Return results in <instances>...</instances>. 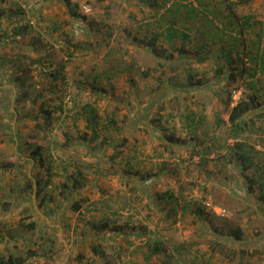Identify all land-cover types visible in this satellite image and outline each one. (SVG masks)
Masks as SVG:
<instances>
[{"label": "rangeland", "instance_id": "1", "mask_svg": "<svg viewBox=\"0 0 264 264\" xmlns=\"http://www.w3.org/2000/svg\"><path fill=\"white\" fill-rule=\"evenodd\" d=\"M154 1L71 0L79 12L73 28L65 0H0V264H264L257 39L243 36L242 62L229 65L221 47L230 40L214 43L175 23L189 37L170 42L154 22ZM229 1L236 16L264 17V0ZM176 2L200 7L199 0H167L160 13L168 17ZM54 26L75 30L91 47L68 62L62 28ZM45 51L51 66L44 70L35 60ZM62 63L56 91L45 95L49 125L33 97ZM223 72L214 90L197 87ZM228 82L234 101L254 92L261 101L256 122L238 138L228 123L216 124L228 121L220 99ZM93 114L99 117L89 121ZM244 139L251 160L236 153L235 141ZM33 220L36 228L25 232L21 225Z\"/></svg>", "mask_w": 264, "mask_h": 264}, {"label": "trees", "instance_id": "2", "mask_svg": "<svg viewBox=\"0 0 264 264\" xmlns=\"http://www.w3.org/2000/svg\"><path fill=\"white\" fill-rule=\"evenodd\" d=\"M167 0H155L154 3H152V5L155 6L154 12H153V16L155 17V24L159 25V27L162 30H165V33H163L167 39L171 42L179 37H189L188 33H186L187 31H180L175 27V23H180L182 25H184L186 28H188L189 30H198L201 31L203 35V37H208L210 40H212V42L216 43H222V42H226L227 40H230L231 44L230 47H221V49L224 51V57L227 58V63L229 65H231V63L233 61L236 60V62H242V59L240 58V52L241 51H237L240 48V46L245 45V40L243 37V29L246 26L250 25L249 21H245V20H240L239 16H236V13L234 12V10L232 9L233 7V2L229 1V0H219V4L216 5V9L215 7L211 6L212 1L214 0H199V5L200 7H189L188 5H184L182 3H178L176 2L174 5L175 7H169L168 11L170 12V14L168 15V17L165 16V14L163 15V13H160V10L163 8V6H165ZM242 1V0H240ZM65 4H66V8L69 10V20L71 23H73V28H74V24H75V19L77 16H79V12L77 10L73 11L70 8L71 5V0H65ZM221 6V7H220ZM205 10V13H204ZM81 17H85L84 15H81ZM221 24V25H219ZM25 27L23 28H26ZM31 27V24H30ZM61 29L60 32V36L63 38V48L62 50H64L66 56H67V61L70 62L71 59H73L75 56H77V54H79V52L81 51H85L88 50V48L91 47V41L88 39H78L77 36L75 35V30L71 31L69 29H63V27L60 26H54L53 30H58ZM238 34H240L241 36L239 37L238 35H234V32H237ZM154 36H151V39H153ZM154 39H156L154 37ZM208 39V40H209ZM207 40V39H206ZM260 40V39H259ZM207 42H203L201 45V49H205L207 47L206 45ZM256 45V44H255ZM257 47V46H256ZM34 49L32 50H39V47H36L34 45L33 47ZM259 49V47H257V50ZM233 50L237 51V54L235 55L234 59L232 56ZM263 52L261 54L256 53L254 56H252L251 58L257 62V64H261V62L264 60V49H261ZM261 50L259 52H261ZM179 51H181L182 53H188V51H185L183 49H180ZM49 53L45 52H41L40 55L36 58L35 60V64H37V66H42V68L45 70L46 68H49L51 66V59H49L48 57ZM188 55V54H187ZM169 56V55H168ZM168 56L164 55L165 58V62L168 63L167 58ZM198 59L199 61L206 59V56H201L198 55ZM259 59H261L259 61ZM66 61V62H67ZM171 60L169 62V64H171ZM66 65V64H65ZM64 63L61 64V66L58 69H54V70H50L47 74H50L52 76V80L50 83L49 88L43 92V93H39L38 95H36L35 97H33V103L40 101L42 103L41 105V109L39 111V114L41 116H45V120L47 119L48 122L53 118V109H50L48 106H45L46 103V98L45 95L46 93H54L55 90V86H56V81L62 78V71L63 68L65 67ZM227 67V64H226ZM226 69L223 68V66H220V70L225 71ZM244 71V68L242 66H240V72L242 73ZM21 72V71H19ZM223 72V75L221 79H219L218 81L216 80H212V81H204L201 85L197 86L200 88H208L210 90H212L211 88L216 86L215 84H218L220 82H222V80H224L225 78V73ZM252 72L255 74L257 73V69H253ZM219 74V73H218ZM230 75L235 78L236 74L234 72H231ZM189 85V84H188ZM18 87V86H17ZM16 87V89H17ZM96 87V86H94ZM190 87V85H189ZM23 92L22 95L25 97H30V88L27 85H24L23 87ZM97 88V87H96ZM192 88H194V86L191 87V90H193ZM224 91H227V95L226 97L223 99H221V102L224 104L225 108L227 107L228 109V113H229V117H228V121H226L225 119H223L222 117H219L217 119V126H220L222 124H226L228 123L229 125L227 127H229V132L230 135L234 138H238L243 136V134L245 132H248L251 130V127L254 125V123L256 122L255 120V114L256 111L259 110V105H261V101L260 99H258L257 93L254 92L252 93L251 96H249L248 98H240L236 101H234L233 96H232V86H231V82H228L226 85H224ZM159 97H163L164 96V91L160 94H158ZM155 102V101H154ZM153 104H150V106L147 105V107L145 108L146 110L150 109L151 106ZM145 112V111H143ZM144 114V113H143ZM259 114L264 115V108H261L259 111ZM144 115H141V117H143ZM37 117V116H35ZM97 117H99L97 114H93L91 116H89V121H93L96 120ZM193 117V116H192ZM195 122V117H193L192 120V125H194L193 123ZM51 124V122H49V125ZM89 128H91L94 133H96V126L94 122H91V124L89 125ZM260 129V128H259ZM171 139H173V135L169 136ZM245 140V139H244ZM235 147H236V153H238V156L242 157V159L244 161L246 160H251V158H253V155L250 154L249 149H246L245 147L247 146V141H243V140H236L234 143ZM223 146V145H222ZM221 147V146H220ZM44 155L40 153L39 156V161L42 163L44 161ZM261 168H263V174L261 175V178H264V161H261ZM251 166V163L244 165V168H248ZM29 178V184L31 186L34 185V180H31L32 177H28ZM251 179V178H250ZM258 179L252 178V185H250V189H252V186H255L253 184V182L256 183ZM261 183V182H260ZM258 183V184H260ZM82 184V181L80 179H77V177H75V179L73 180V185L74 186H79ZM264 197V195H263ZM9 204V201H5L2 202L3 206H7ZM73 206L75 209H79L80 208V203L79 201H74L73 202ZM260 204V203H259ZM22 227H24V231L25 232H29L32 231L33 229L36 228L37 226V222L36 220L30 221L28 223H24L23 225H21ZM100 245H93V249H94V253L103 256L104 255V251L102 249L99 248ZM11 264L12 260L10 261Z\"/></svg>", "mask_w": 264, "mask_h": 264}, {"label": "crops", "instance_id": "3", "mask_svg": "<svg viewBox=\"0 0 264 264\" xmlns=\"http://www.w3.org/2000/svg\"><path fill=\"white\" fill-rule=\"evenodd\" d=\"M233 2L235 3L236 1H233ZM254 2H256V1H253V3ZM261 2H262V0H261ZM238 16L240 17V15H238ZM240 20H245V21L250 22L249 26L244 27L242 35L245 38H249V37L250 38H256L257 40L255 43L256 44L255 46L259 47V49H264V17H259V16H255V15H251V16L247 15L244 18L240 17ZM237 33H238V31L234 32V35H237ZM238 36L240 37L241 35L238 34ZM247 36H249V37H247ZM250 43L252 44L250 49H253L252 41ZM237 51H241V50L239 49ZM237 51H236V54H237ZM262 52L263 51L261 50V52H259L258 54H261ZM260 60L261 59H259V61ZM263 63H264V60L261 62V64H263Z\"/></svg>", "mask_w": 264, "mask_h": 264}]
</instances>
